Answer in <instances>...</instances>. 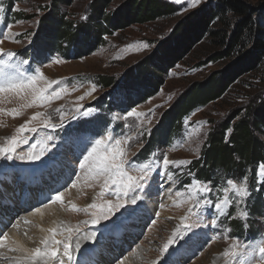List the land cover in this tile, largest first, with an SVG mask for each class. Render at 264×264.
<instances>
[{
	"label": "rangeland",
	"instance_id": "obj_1",
	"mask_svg": "<svg viewBox=\"0 0 264 264\" xmlns=\"http://www.w3.org/2000/svg\"><path fill=\"white\" fill-rule=\"evenodd\" d=\"M51 1L16 0L11 3L10 0H0V67L10 76H18L19 73L25 76L35 75V69L38 68L44 74L45 80H39L37 87H44L47 81H59L58 84H53L52 89L45 95H50L52 90H65L60 93L59 98L51 100L34 98L27 92L22 96L15 93L0 94V147H8V141L13 136L20 140L15 151L0 155V182L3 184L0 196L2 198V193L7 196L3 195V199L7 202L8 210H14L12 216H15V220L25 217L23 221H27L24 225L15 221L17 224L14 225H18L14 227L17 239L29 249L37 245L43 247L39 246L40 243L37 244L36 235L47 236L41 233L48 224L47 217L36 221L30 214L34 213V207H44L49 203V197L62 192L61 200L53 203V208L58 207L64 213L61 223L55 227V237H63L57 240H65L69 244L72 258L69 260L63 255L61 244L58 258L53 264H58L59 259H63L64 264H72L76 255L75 249L81 252L82 248L92 243V238H97V243L104 239V232L99 229L117 230L119 233L111 232V236L104 240L105 250L97 251L98 255L87 253L85 262L79 263L226 264L228 258L222 255L223 251L238 242L243 250L249 253L245 257L247 261H251V264H264L258 251L260 246H264V210L263 215L256 218L251 213V206L257 200V189L264 185V162H259L254 167L252 175L249 172L238 173L237 176L229 178L219 171L216 174L219 179L208 181L201 180L195 173L196 168H189L188 163L202 155L211 127L229 118L238 120L249 111L248 107L255 99L264 100V54L255 69L238 74L222 97L181 113L175 134L165 142L153 141L157 145H150L149 149L143 152L144 147L152 142L151 132L159 124L164 111L183 92L212 74L226 71L250 46L245 47L240 54L235 52L229 57L209 60L223 49L208 40L207 36L201 38L179 62L159 74L162 85L152 96H144L146 92L140 90L139 80L134 78L136 76L131 79L129 73L130 69L146 57L161 51L163 43L169 40L171 42L172 29L189 13L203 7H217V4L221 5L223 2L200 0L192 7L189 0H182L181 4L166 0L176 7L172 14L152 22L115 30L104 36V42L95 49L82 50L80 57L72 48L66 49L67 42L63 40L46 56L43 54L45 50L43 51L42 45L39 44L37 52L33 50L36 58L34 62H30L29 51L33 34ZM92 1L94 0H70L69 5H64L58 0L56 5L60 6L62 12H66L67 21L75 24V21H83L88 17ZM239 1L247 6L249 13L252 12V17L264 23V0ZM121 2L122 0L112 1L107 11L113 12ZM232 16L233 14L228 15ZM234 19H231L233 25H230L229 31L234 27ZM46 31L47 29H43L42 33ZM42 37L43 34L40 42ZM144 43L148 47L145 48ZM9 52L15 55L9 57ZM24 60L29 63L23 64ZM102 80H111L113 83L103 88L100 85ZM136 92L141 93L139 101L135 100L138 97ZM133 111L141 115L129 116L128 113ZM36 113L42 115L35 120L31 119ZM44 121H48V126L44 125ZM26 122L28 128L35 127L37 131L18 132L17 129ZM108 134L121 141L120 147L126 152L125 158L129 161L126 165L129 174L139 175L141 166L148 164L149 178L144 190L135 193L141 196L135 213L128 214L123 208H113L112 212H107L108 219L100 218L98 223H93L92 221L101 214L99 208H88L93 201L98 205H106L108 200H111L113 205L128 203L127 197L118 200L114 194L100 197L103 177L85 178L84 170L80 168L83 156L91 150L90 142ZM24 140H27V143H24ZM30 154L39 156V159L32 160L42 168L35 171L36 174L31 172L26 177L24 175H27L30 167L23 168V164L29 160ZM8 155L12 159H7ZM165 156L176 163L165 166ZM181 161L185 163L181 164ZM57 163V170L64 171V175L59 173L60 175L55 177L50 171L53 164ZM22 170L25 171L24 175ZM19 174L21 177H17ZM229 179L234 180L237 186L246 182L250 195L243 203L239 202V197L228 185ZM200 186H205L211 191L198 192L196 189ZM7 188L13 191L15 196L10 197ZM25 189L33 195L36 192H48L49 195L41 196L42 199L27 195L29 198L22 200L23 194L26 195ZM16 193L20 196L17 197ZM262 195L264 196V193ZM225 198H228L230 203L222 205L221 212L216 209L215 204ZM13 200L16 202L10 203ZM73 204L80 210H73ZM237 208L246 211L248 216L240 217ZM0 214L3 215L1 209ZM185 216L190 217L185 223L195 222V227L184 229L182 218ZM238 223L242 229L235 232ZM22 226L27 227L24 235L19 233ZM68 228L73 231L66 232ZM177 230L180 235L174 236ZM3 233L4 231L0 233V238ZM27 233L34 240L30 239ZM69 236L70 239H67ZM170 239L175 242L165 251L164 245ZM80 242L85 244L80 245ZM88 248L94 249L90 246L84 252H87ZM99 249L101 250L102 246Z\"/></svg>",
	"mask_w": 264,
	"mask_h": 264
},
{
	"label": "trees",
	"instance_id": "obj_2",
	"mask_svg": "<svg viewBox=\"0 0 264 264\" xmlns=\"http://www.w3.org/2000/svg\"><path fill=\"white\" fill-rule=\"evenodd\" d=\"M15 1L10 0L11 3ZM57 1L52 0L48 4L46 13L38 21L29 51L31 62L36 58L35 51L37 52L39 44L42 45L43 51L45 50L43 54L46 56L64 40L67 42L66 49L72 48L80 57L82 50L95 49L104 42V36L115 30H122L133 24L152 22L176 10V7L166 0H122L115 10L110 12L107 9L114 0H94L89 6L88 17L70 24L66 19V12H62L60 6L56 5ZM218 1H222L223 4L198 9L178 22L171 31V42L166 41L161 51L146 57L130 69V78L139 80L140 90L146 92L144 96H152L162 85L159 74L172 68L205 36L223 49L209 60L229 57L235 52L240 54L247 46H250L249 50L243 52L226 71L212 74L205 80L192 84L188 91L183 92L164 111L159 124L151 132L152 142H149L142 152L148 150L150 145L155 146L156 143L165 142L173 136L179 127L181 113L222 97L238 74L255 69L261 55L264 54V23L252 17V12L249 13L247 6L239 0ZM59 3L69 5L70 0H59ZM229 14L233 16L228 17ZM232 18H235L234 27L229 31L230 25H233ZM43 29L47 31L42 33ZM112 83L111 80H102L100 85L106 88ZM136 93L138 97L135 100L141 97L140 92ZM248 110L236 121L229 118L209 129L202 155L189 165V168L193 166L196 168L195 173L201 180L219 179L216 176L219 171L224 172L229 178L237 176L238 173L249 172L252 175L254 167L259 162H264V100L255 99ZM257 191L255 196L257 200L251 206V213L255 218L263 215L264 185L258 187ZM235 229V232L242 229L240 223Z\"/></svg>",
	"mask_w": 264,
	"mask_h": 264
},
{
	"label": "snow or ice",
	"instance_id": "obj_3",
	"mask_svg": "<svg viewBox=\"0 0 264 264\" xmlns=\"http://www.w3.org/2000/svg\"><path fill=\"white\" fill-rule=\"evenodd\" d=\"M175 3L181 4L182 0H174ZM200 0H189V3L192 7H195ZM2 11V9H0ZM146 48L148 45L146 43L143 44ZM2 52V50H0ZM15 53H8V56H14ZM59 62V61H57ZM23 64H28V60L22 61ZM39 80H45L44 74L40 71V69H35V75L25 76L23 73H19L18 76H10L3 71V68L0 67V94L3 93H15L18 96H22L24 93H30L34 98H38L41 100H51L52 98H59L60 93L65 91L64 89L60 90H52L50 95H45L48 93L50 89H52L53 84H58L59 81H47L44 87H37V82ZM90 94V93H89ZM83 99V97H81ZM31 106V105H26ZM79 110V109H77ZM15 112V110H13ZM91 110H89V113ZM85 113V115L89 114ZM41 113H36L31 119H37ZM129 116H140L141 113H137L135 111L129 112ZM87 123V122H85ZM44 125L48 126V121H44ZM53 127H55L53 125ZM18 132L23 133L25 131L36 132L37 129L35 127L28 128L27 122L24 125H21L18 129ZM71 135V133L69 134ZM51 139V137H49ZM114 140V143L112 141ZM20 142V140L13 136L8 141V147H0V155H4L6 153H10L15 151L16 145ZM27 143V140L23 141ZM92 144L91 150L87 151V155L83 156V160L80 161V168L84 170L85 178L91 177L93 179H99L103 177L104 183L101 186V191L99 193L100 197H104L106 194H114L118 200H123L125 197L128 198V203H116L113 205L111 200L106 202V205L101 204L98 205L93 201L88 205V208H99L101 209L100 217H97L92 222L98 223L100 218L108 219L107 212H112L113 208L115 209H125L126 213L132 214L135 213L139 207L138 201L141 200V196L137 195L138 191H142L145 188V184L149 178V165L144 164L139 169V175H131L126 169V165L129 164V161L125 158L126 152L124 149L120 147L121 141L119 139H115L108 134L107 136L101 135L100 139H95L94 142H90ZM85 149H87V145H85ZM7 159H12L10 155L6 156ZM23 159L24 157H20ZM29 160L39 159V156H32L31 154L28 156ZM163 163L165 166L169 164H175V161H170L167 156L164 157ZM181 164L185 163L184 161L180 162ZM188 163H191L188 161ZM246 181V177L244 178ZM199 185V181L196 182ZM228 185L231 187L232 191L239 197V202L243 203L244 200L249 197V191L246 182H242L239 186L234 180L229 179L227 181ZM75 186V184L73 185ZM91 186V185H89ZM198 192H208L211 189L200 186L196 189ZM228 189H225L227 191ZM63 196L62 192H57L56 196L49 197L52 203L60 201ZM230 201L228 198H225L223 201L215 204L216 209L223 212L222 205L229 204ZM136 206V207H132ZM73 210L77 209L76 205L71 206ZM106 208V211H105ZM85 211L87 209H84ZM37 212L40 211L39 208L36 209ZM191 212V210H189ZM237 211L240 217H247L248 213L242 209L237 208ZM95 215V213L93 214ZM189 216H185L182 218V225L185 230H190L195 227V222L188 224L185 221L189 220ZM27 223V221H25ZM18 225H13V227H17ZM52 235L46 236L41 239L40 244L43 247H36L33 249H27L23 247H15L10 249L11 251H19L24 253V255L17 257L18 260L27 261L28 264H53L54 261L57 260L59 254V246L63 244V255L68 257L71 260V252L69 251V244L62 240H57L56 229H49ZM68 233H71L73 230L71 228L66 229ZM179 230L174 233V236H179ZM7 234H4L2 238H0V247L4 246V241L7 240ZM70 239V236L67 238ZM173 239H170L168 243L164 245V250L167 251L169 246L174 243ZM79 247V245H77ZM260 260L264 262V246H260L259 249ZM224 257L228 258L226 264L232 262V264H251V261H247L245 259L246 256L249 255L246 251L243 250L242 245L238 242L233 243L230 248L225 249L222 253ZM58 264H64L63 259H59ZM122 264V262H121ZM155 264V262H154Z\"/></svg>",
	"mask_w": 264,
	"mask_h": 264
},
{
	"label": "bare ground",
	"instance_id": "obj_4",
	"mask_svg": "<svg viewBox=\"0 0 264 264\" xmlns=\"http://www.w3.org/2000/svg\"><path fill=\"white\" fill-rule=\"evenodd\" d=\"M3 71L4 72H6V70H4L3 69ZM35 160H27L26 162H25V164H23L24 166H23V168H29L28 169V172H27V175H24V173H25V171L24 170H22L23 171V174L22 175H24V176H26V177H28L30 174H31V172H32V174L34 175V174H36V172L35 171H37V170H40V167L41 166H39V165H37V163L36 162H34ZM52 162H54V161H52ZM55 163V162H54ZM50 164H51V162H50ZM49 164V165H50ZM54 166H52V165H50V166H52V170L50 171V172H52V174L53 175H55V177L56 176H58V175H60L59 173H61V175L63 174L64 175V171L62 172V171H59V170H57V169H59L58 168V166H59V163H57V164H53ZM37 167V168H36ZM42 168V167H41ZM43 168H44V166H43ZM36 169V170H35ZM9 170V169H8ZM55 170H57L56 172H55ZM0 173H2V171H1V169H0ZM40 173H41V171H40ZM6 175V174H5ZM53 175H50V177H53ZM6 176H8V175H6ZM24 176H23V178H24ZM17 177H21L20 176V174L17 176ZM30 177H32V176H30ZM29 177V178H30ZM54 177V178H55ZM51 180H52V178H50ZM15 182V181H14ZM34 184H36V182L34 181ZM2 186H3V184L0 182V190H2ZM12 190V189H11ZM27 190L28 189H25V193H26V195L25 194H23L24 196V198H22V200H25V197L26 198H29L27 195H30V196H32L34 199H42L41 198V196H47L48 197V195H49V193L48 192H36L34 195L33 194H31L30 192H29V190H28V193H27ZM7 191H8V193L7 194H9L10 195V197H12L13 195L15 196V194L13 193V191H10V189L9 188H7ZM34 192V191H33ZM73 193V192H72ZM70 194V193H69ZM2 195V198H1V196H0V200H1V204H0V209H1V211L3 212V215L2 214H0V233L1 232H3L4 231V233H3V235L4 234H7V237H8V239H7V241L5 242L4 241V246L3 247H0V264H28V262L27 261H21V260H18L17 259V257H20V256H22V255H24V253H22V252H19V251H11L10 249H12V248H15V247H23V248H27V249H29V247L27 246V245H25V244H23V243H21L18 239H17V237H16V230H15V228L14 227H12L14 224H21V225H24V221H23V218H25V217H22V219L21 220H15V216H12V213H15L14 212V210H11V211H9L8 210V208H7V202H5V200L3 199V195H5V194H1ZM16 195H17V197H19L20 196V194L19 193H16ZM6 196V195H5ZM56 196V195H55ZM7 197V196H6ZM143 197V196H142ZM22 200H21V203H22ZM48 200H49V203L48 204H45V206L44 207H42V208H40L39 207V209H40V211L39 212H37L36 211V207H34L35 209L33 210L34 211V213H32V214H30V216L32 215V217H34L35 218V220L36 221H39V220H41L42 218L44 219L45 218V216L47 217V221H48V224H47V226H46V228H45V230H41V233L42 234H47V236H51V232L49 231V229H55V227H58L59 226V224L61 223V221H62V219H63V215H64V213L62 212V210L60 209V208H58V207H55V208H53V206H54V204L51 202V200L48 198ZM16 202V201H15ZM14 202V200L11 202L10 201V203H15ZM18 202H20V201H18ZM58 202V201H57ZM6 206V207H5ZM46 207V208H45ZM17 216V215H16ZM28 216V215H27ZM14 218V219H13ZM15 221H17V223L15 222ZM23 222V223H22ZM65 225V224H64ZM61 226H63V225H61ZM2 227V228H1ZM26 229H27V227L26 226H22L21 227V230H20V235H24L25 233H26ZM57 229V228H56ZM63 230V229H62ZM99 230H102L104 233H103V235H104V239H102L99 243H97L96 242V239L97 238H92L90 241H92V243L90 244V245H88L87 247H90V246H93L94 247V249L92 250L91 248H88V250H87V252H84L85 251V249L87 248V247H85V248H82V251L81 252H78V250H76L75 249V252H76V255H75V257H73V263L72 264H83V263H79V262H81V261H84L85 262V258L87 257L86 255H87V253H97V251H103V250H105V243H104V240L106 239V237H108V236H111L110 235V233L112 232V233H114V234H117V233H119V231H117V230H114V231H111V230H105V229H99ZM97 231V230H96ZM62 232V231H61ZM67 232V231H66ZM63 233V232H62ZM56 234H57V232H56ZM27 235H28V237H29V233H27ZM30 239H33V238H31V237H29ZM44 238V236H41V235H36V242H37V244H39L40 243V241H41V239H43ZM56 238V237H55ZM59 238H63V237H59ZM58 238V235H57V239H59ZM34 240V239H33ZM100 240V239H99ZM65 241V240H64ZM94 241H95V243L96 244H94ZM106 241V240H105ZM80 245H84L85 244V242H80L79 243ZM39 246H43V245H39ZM100 246H102V249L100 250L99 249V247ZM36 247H38V245L36 246ZM35 246L33 247V248H36ZM97 255H98V253H97ZM96 255V256H97ZM98 257H100V256H98ZM88 262V261H87ZM89 264V263H88Z\"/></svg>",
	"mask_w": 264,
	"mask_h": 264
}]
</instances>
